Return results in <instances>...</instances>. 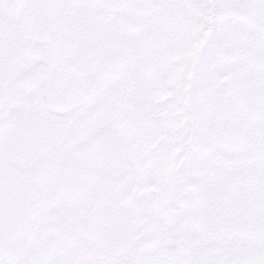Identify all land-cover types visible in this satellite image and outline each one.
Returning <instances> with one entry per match:
<instances>
[{"label":"snow or ice","instance_id":"snow-or-ice-1","mask_svg":"<svg viewBox=\"0 0 264 264\" xmlns=\"http://www.w3.org/2000/svg\"><path fill=\"white\" fill-rule=\"evenodd\" d=\"M0 264H264V0H0Z\"/></svg>","mask_w":264,"mask_h":264},{"label":"rangeland","instance_id":"rangeland-1","mask_svg":"<svg viewBox=\"0 0 264 264\" xmlns=\"http://www.w3.org/2000/svg\"><path fill=\"white\" fill-rule=\"evenodd\" d=\"M173 160H174V156H170V157H168L163 163H162V165H161V167H160V169H159V171L161 172V173H167V172H169L170 171V165L173 163ZM107 215L108 214H104V215H101V217H100V223H102L103 225L107 222ZM85 230H86V228L85 227H83V229L81 230V231H77V230H73L72 231V234H73V236L75 235V236H80L81 234H84V236H85ZM76 231H77V233H76ZM77 237V238H78Z\"/></svg>","mask_w":264,"mask_h":264}]
</instances>
